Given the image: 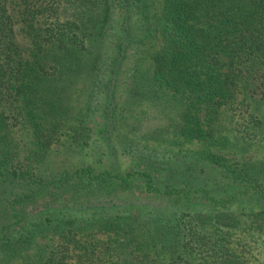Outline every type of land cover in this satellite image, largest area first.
<instances>
[{"label":"trees","instance_id":"trees-1","mask_svg":"<svg viewBox=\"0 0 264 264\" xmlns=\"http://www.w3.org/2000/svg\"><path fill=\"white\" fill-rule=\"evenodd\" d=\"M122 74L125 167L84 120ZM260 104L264 0H0V264H264V156L217 151L264 140Z\"/></svg>","mask_w":264,"mask_h":264},{"label":"rangeland","instance_id":"rangeland-1","mask_svg":"<svg viewBox=\"0 0 264 264\" xmlns=\"http://www.w3.org/2000/svg\"><path fill=\"white\" fill-rule=\"evenodd\" d=\"M112 23H113V27L116 28L115 32H119L118 28L121 30L117 35H120L122 41H128V38H130V36H132L134 32H137L136 24L132 22L130 19L129 20L127 19V24H126V19L123 18V13L116 14V16L113 18ZM132 37H134V35ZM20 39L23 43L25 42L24 38L21 37ZM115 40H116L115 37L111 40L112 44L114 43ZM111 85L112 84H109L107 88L111 89ZM124 87H125L124 74H122L120 79H118L114 83L112 87V92H110L109 96H106L104 98L103 95H100V93H97L93 97H91L90 99L91 105H89L90 111L84 118V120L87 122V127L90 130L89 133L91 134V139H92V143L89 144L90 149L87 148V150L90 153H92L90 150H99V153H96V154L100 156L103 162H106V163L108 161V157L110 156L108 155L107 149L109 150L110 154L114 156L111 153L113 151L114 144H116L115 151L121 146V145H118L116 141H114L116 132L126 133L130 137L133 136L131 132V128H129L128 125L125 124V121H126L125 118L123 117L122 119L115 118L116 110H117L116 107L118 103H121V101L123 100ZM78 88H79V91L77 92L79 94L77 98L79 99L80 103H83L86 94L83 93V91H81L80 84ZM111 93H112V99H111ZM118 99L120 100L118 101ZM128 103L129 101L126 102V105ZM144 105L149 110H147L148 119L143 120V123L145 124L143 126L149 127L151 124H154V123L157 124L158 122H160V119H158V113H156L154 107L150 105L149 103L144 104ZM131 106H133V104ZM262 106H264V104H260V107ZM113 118H115L114 119L115 123L112 121ZM129 120H132V119H129ZM134 133H136V131H134ZM168 136H170L169 132L162 131L157 137L156 136L152 137L154 139H147L145 141V139L138 138L137 140L140 142H146L150 146L153 145L154 147L160 150L163 147L172 148L174 146V144L170 143L168 140L165 139ZM107 139L109 143L110 142L113 143V146H106L105 141ZM186 144L190 145V148H193V146L197 145V144H193L189 142H186ZM103 151L107 153L108 155L107 158H106V154L103 153ZM217 151L221 152L224 155H227V156L231 155L233 157L235 156V158L237 157V158H241L244 160L256 159V158H260L264 156V140L260 141L259 139L256 140L255 138L253 139V141H250L249 144H245L243 149L242 148L239 149V148H236L235 146H232L231 148L221 147L220 149H217ZM116 153H117V155H115L116 159L118 160V162L120 161L121 167H125L128 164H130L129 163L130 158L126 154H120L118 150L116 151ZM61 154L62 153H60L59 156H62V157H59V159L63 161V163L60 164L63 167L73 166V165L82 164L86 162H89L95 166H98L96 162H93L94 157H91L94 154L88 155L84 152L78 151L76 148L72 152L67 150L63 152L62 155Z\"/></svg>","mask_w":264,"mask_h":264}]
</instances>
